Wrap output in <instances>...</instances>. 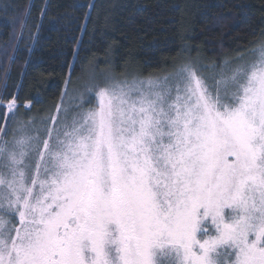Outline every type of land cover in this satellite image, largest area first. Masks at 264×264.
Returning <instances> with one entry per match:
<instances>
[{
  "label": "snow or ice",
  "instance_id": "snow-or-ice-1",
  "mask_svg": "<svg viewBox=\"0 0 264 264\" xmlns=\"http://www.w3.org/2000/svg\"><path fill=\"white\" fill-rule=\"evenodd\" d=\"M253 51L212 91L185 63L89 87L55 137L0 130V264H264V40Z\"/></svg>",
  "mask_w": 264,
  "mask_h": 264
},
{
  "label": "trees",
  "instance_id": "trees-1",
  "mask_svg": "<svg viewBox=\"0 0 264 264\" xmlns=\"http://www.w3.org/2000/svg\"><path fill=\"white\" fill-rule=\"evenodd\" d=\"M263 39L264 0H0V99L15 97L16 115L54 114L88 71L221 66Z\"/></svg>",
  "mask_w": 264,
  "mask_h": 264
},
{
  "label": "rangeland",
  "instance_id": "rangeland-1",
  "mask_svg": "<svg viewBox=\"0 0 264 264\" xmlns=\"http://www.w3.org/2000/svg\"><path fill=\"white\" fill-rule=\"evenodd\" d=\"M258 44H260V42L257 43L255 47L252 48V50L237 54L233 60H227L223 62L221 66H216L215 64L207 66L203 64L200 59L187 58L177 64V66L173 69L161 74H156L155 76L141 77L136 74L115 76L112 75V73L100 72L99 74H95L91 71H88L83 77L77 78V80L73 82L72 87H70V84L67 85L68 87L66 88V92L62 96L61 101L56 106L54 114L50 112L45 113L43 116H25L21 113L16 115L15 110L14 115L16 116H14L12 113L7 112L5 115V123L2 129L3 132L7 134L4 138L8 139L9 141H11L14 136L16 138H20L21 136H39L41 139H44L46 138L47 132L49 130H52V135L55 137L56 130L59 128L60 121L64 117L65 110H67L69 116H71L72 114L79 112L81 108L86 109L93 106L96 102L94 94H89L87 89L89 87H94L95 85L103 86L109 79L128 82H132L133 80L163 79L164 77L175 72L183 64L192 63L201 70L203 77L209 86V90L212 91L214 89L216 80L219 79L221 70H223L225 74H229L233 68L253 60L255 58V53L253 50ZM58 107L60 109L59 113H57ZM54 116L56 117V124L52 123L51 118Z\"/></svg>",
  "mask_w": 264,
  "mask_h": 264
}]
</instances>
